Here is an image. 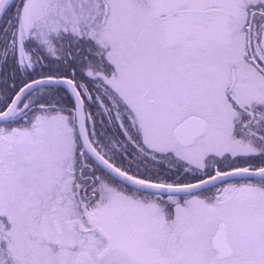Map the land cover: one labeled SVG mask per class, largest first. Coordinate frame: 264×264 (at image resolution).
<instances>
[{"label":"snow or ice","instance_id":"snow-or-ice-1","mask_svg":"<svg viewBox=\"0 0 264 264\" xmlns=\"http://www.w3.org/2000/svg\"><path fill=\"white\" fill-rule=\"evenodd\" d=\"M0 264H264V0H0Z\"/></svg>","mask_w":264,"mask_h":264}]
</instances>
